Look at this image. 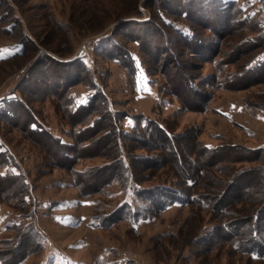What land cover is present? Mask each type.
I'll use <instances>...</instances> for the list:
<instances>
[{"label": "rangeland", "instance_id": "obj_1", "mask_svg": "<svg viewBox=\"0 0 264 264\" xmlns=\"http://www.w3.org/2000/svg\"><path fill=\"white\" fill-rule=\"evenodd\" d=\"M215 1L169 0L163 7L158 0H1L0 56L20 49L19 45L13 48L19 41L27 43L21 55L0 61V178L6 177V181L0 179V253L9 263L20 258L10 259L9 251L20 247L14 240L19 229L12 227L22 221L23 226L39 229L36 237L41 238L42 245L36 249V242L28 235L32 240L26 238L27 245L20 250L25 256L19 264H264L263 258L252 259L223 243L220 228L217 236L201 242L213 223L230 216L221 217L223 211L197 204L181 208L173 204L158 216L140 221L137 230L116 217V212L111 215L117 219L114 223L94 227L92 214H109L124 197L118 181L109 182L118 170L117 158L82 157L72 167L55 143L59 136L65 142L75 141L79 125L73 124L64 102L72 94L76 103L86 101L92 91L89 85L96 81L104 87L114 109L159 119L182 137L178 146L189 172L190 164L213 161L201 148L203 143L219 149L218 166L230 172L226 179L249 167L253 184L234 182L227 189L224 204L229 208L252 206L249 214L256 211L263 203L258 197L264 177V108L257 105L264 106V82L228 88L223 77L244 72L248 54L228 57L227 53L236 48L239 38L264 33V0H219L233 3V8L241 6V12L232 16L247 21L239 34L219 39L224 29L217 28L216 21L222 24L228 16L216 8ZM187 9L192 14L188 18L182 15ZM160 14L178 32L189 33L192 26L195 40H179ZM147 20L155 26L145 24ZM9 23L13 25L11 31L5 29ZM138 36H145L144 47L138 46ZM217 40L220 52L212 50ZM117 45L133 50L139 67L133 76L114 59L124 57ZM211 50L210 59L203 56ZM258 51L254 46L250 52ZM224 57L221 71L215 61ZM213 72L217 73L214 85L206 79ZM169 79L180 85L188 103L198 109L168 91ZM138 119L125 117L124 126L131 128ZM39 126L43 131H32ZM123 142L132 146L129 153L144 185L187 188L180 175L183 166L165 152V147L145 150L133 139ZM258 148L262 150L249 152ZM139 155L150 160L143 162ZM137 156L139 160H135ZM85 167L99 169L103 192L84 196L74 184L73 169ZM207 170L215 173L212 167ZM216 174L225 175L221 170ZM216 179L201 178V184L204 180L209 183L204 191L211 192L217 186ZM3 184L9 187L3 189ZM20 186L23 190L19 192ZM201 190L197 185L189 193ZM206 199L215 202L213 196ZM28 209L34 213L32 218L26 216ZM211 240L214 242L210 244ZM207 243L210 245L205 246Z\"/></svg>", "mask_w": 264, "mask_h": 264}, {"label": "trees", "instance_id": "obj_2", "mask_svg": "<svg viewBox=\"0 0 264 264\" xmlns=\"http://www.w3.org/2000/svg\"><path fill=\"white\" fill-rule=\"evenodd\" d=\"M158 1L163 7H166V4L169 0ZM215 2L217 3L216 8H220V11L225 13V16H228L222 24H220L219 20L216 21V27H223L224 29L223 34L219 35L218 39L219 37L225 35H232L235 33L239 34L241 29L245 27V24H247L245 18L234 19V17L241 12L242 7L240 6L233 8V3L226 4L223 3L224 1L219 0H216ZM136 12H138V7ZM160 12L164 14V12ZM189 12L190 11L187 9L182 12V15L191 17L192 14ZM232 14L234 15V17L232 16ZM163 16L164 15L160 14V17L164 21V23H167L168 27L171 28V32H177V34L180 36L179 40L184 42H188L187 38L195 40L197 35L195 29L192 26L189 27V33H185L181 29V32H178L177 29H173V27L170 25V22H166L165 17ZM191 19L190 20L192 22H195L197 24L203 23L205 27H208L211 30L215 28L214 26L206 24L205 22L199 23L200 20H197L196 18H194L195 20L193 18ZM147 21L148 23H145L147 25H149V23H152L149 20ZM151 25L155 26L153 23ZM5 29L7 31H11L13 29V25L9 23V25H7ZM182 32L185 35H181L183 34ZM143 37L138 36L137 38H135L138 46L140 47H144ZM100 40H98L97 42L98 45H101ZM215 43L217 45H215L212 50L220 52V48L218 49L217 47L219 46L220 41L217 40ZM26 44L27 43L25 42V40L17 42L16 46H13V48L16 49L18 45L22 47H20V49L18 50H15L14 52H7L5 55L0 56V61L17 55H21L26 50ZM97 46L95 47V50H99V47L97 48ZM254 46H258L259 51L252 54L250 51L252 50V48H254ZM119 47L121 46L117 45V49ZM212 50L210 52L205 51V54L202 51L201 55L204 54L203 56L208 58V56H210L209 54L212 53ZM118 52L120 55H124L126 59H124V57L115 56L114 59H117L118 63H122V65L130 72L131 76H133L139 68L137 58L133 57L131 54L133 50L127 47L125 49L124 47H121L119 48ZM227 54L228 57L232 54L234 55V57L235 55H248L247 57H245V70L243 73H229L228 75L223 77L226 80V82L224 83L226 87L229 88V86H233L234 84L240 87H244L258 82H264V33L261 35L259 34V37H241V41L239 38V42H237L236 48H234V50ZM225 58L226 57H224L220 61H215L217 67H219L221 71H223L222 65ZM208 59H210V57ZM60 62L61 61H59V63ZM147 71L151 75L148 67ZM91 78L94 79V76L92 75ZM216 78L217 73L214 72L206 77V79L209 80L212 85L216 83ZM168 82L169 92L179 97L180 100L184 102L186 101V104L192 106V108H197L196 106H194V104L188 103V99H186V96L182 93L179 84L171 79H169ZM67 87L68 85L66 86V88ZM89 87L92 88V91L91 93H88L86 101L76 103V98L72 94L69 99L67 98L64 102V106L71 114L73 124L79 125L78 131H75L74 133L75 141L65 142L63 141V137L59 136V138L57 137V141H55V143L56 146H60V148H62L64 151L62 154L63 160L70 163L72 167L74 166L73 164H75L77 160L82 157L104 155L107 158H117L116 161L118 170L117 172H113L110 177L111 180L109 182L114 179L117 180L121 186L120 190H122V193L125 192V194L120 202V206L111 211L109 214H101L98 212L92 214L91 223L94 227L105 228L109 224L114 223L116 218L113 220L114 217H111V215L113 214V212H116V217L119 216L120 220L125 221L133 230H135V226L140 221L158 216V212L165 211L173 204H177L180 208L186 205L197 204L202 207L213 208L217 212L223 211L224 214L221 217L230 216L223 222L218 221L217 223H213V225H211L210 228L205 232L203 238L201 239V242H205L207 241V239H212L210 237L211 235L215 234V236H217L219 234L218 228H220V231L223 235L222 238H224L222 241L223 243H228L240 252L249 254L252 259H264V177H262V183H260L259 186L260 195L258 197L259 200H261L263 203L259 208L255 209L254 207L256 211H253L251 214H249L252 206L249 208H244L243 206L238 207L235 205H233V207L231 208L227 207L226 204H224L227 195H229V191H227V189L234 182L244 181L246 184H253L252 182L254 181V179H252L253 181L251 180V178L253 177L251 173L252 170L249 169V167L243 169L239 173L236 172L237 174L234 173L232 177L228 176L229 179H226V175H230V172H226L223 170V168H219L218 166L220 159L216 157V154L219 152V149L217 148V146L213 147L209 143H203L201 144V148L204 152L211 155V159L213 161L197 163V165L194 166L190 164L189 166L192 168V172H189L183 165V155L181 149H179L178 146V142L182 137H180L178 134L173 133V131L165 124V122L160 121L156 118L151 119V117L143 113L137 117L136 115H133L131 113H126V111L124 110L114 109V105L111 102L110 97L107 95L104 87L100 83L93 81L92 85H89ZM257 106L264 108L263 105ZM94 112H98L97 115H94L93 118L89 117L90 114H94ZM125 117H133L139 119L132 125L131 128H126L123 123ZM42 128L44 129L43 126H39L33 128L32 131H43ZM126 138L130 140L133 139L134 142H137L136 146L142 147L145 150L165 147V152L175 157L176 161H178V163H181V166H183V168H181L180 170V175L183 178V181L187 188L182 189L180 187H176V185L173 184H159V188H156V184L144 185V183L141 182L136 175L134 165L135 161L132 160L133 156L131 157L129 153V147L131 145L127 143L125 146L123 142V140H126ZM85 141L87 142L84 143ZM151 141L153 143L150 144ZM260 150L262 149H250L249 152H258ZM262 151L264 153V149ZM139 156V158H141L143 162L150 160V157L146 158L141 157L142 155ZM139 158L137 156L135 157V160H139ZM158 158L163 160V157L161 156H158L157 159ZM151 162H153V160H151ZM111 163L112 162L110 161V163H107L106 165H110ZM208 166L212 167L213 172L215 173L216 171L221 170V172L225 174L224 178L220 177L217 174L215 175V173L209 172L207 170ZM90 168L91 167H85L82 170L73 169L74 173L76 174V178H74V184L78 186L84 196H91V193L104 191V184L102 183V179L100 180L101 173H99V169L94 171ZM208 176L217 178L216 180H214V183H216L218 187L214 186L211 192L204 191V188H206L209 183L206 184V181L204 180L201 184V178H208ZM197 178H199L200 180L199 183ZM0 179L2 181H6V177ZM197 185L203 188V190L191 191V193H189V189H192V187H196ZM2 187L3 189H6L7 187H9V185L3 184ZM18 190L19 192L22 191L23 187L20 186ZM155 192L157 193L155 194ZM149 194L155 195L147 196ZM206 196H213L215 201L213 203L214 206L210 203V201L206 199ZM100 202L101 201L99 200L98 203H96V206H98ZM26 212V216H30L31 218L33 217L34 213L32 210L28 209ZM16 224L17 225H14L12 228H14V230L19 229L20 231L18 230L19 233H17V235L15 236L16 238L14 239L13 237V239L16 241L18 246L20 245V247H18V250L16 249L15 252L9 251V253L11 255L10 259L12 260L17 257L20 258H18L17 261L13 264H19L23 260L25 254L21 256L22 253L20 252V250H22V246L27 245L26 238H29V241L33 239V242H36V249L41 248L42 245L41 238H37L41 233L37 227H34V225L29 227L23 226L22 221H19ZM30 233L32 234L30 235ZM28 235L32 236V239ZM209 242L211 244L214 241L211 240ZM209 245L207 243L205 246ZM0 260L3 261L4 264H11L2 253H0ZM130 263L134 264L133 262Z\"/></svg>", "mask_w": 264, "mask_h": 264}]
</instances>
